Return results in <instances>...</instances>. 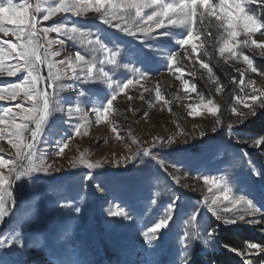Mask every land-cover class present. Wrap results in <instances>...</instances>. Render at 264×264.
Here are the masks:
<instances>
[{
  "label": "rangeland",
  "instance_id": "374dc122",
  "mask_svg": "<svg viewBox=\"0 0 264 264\" xmlns=\"http://www.w3.org/2000/svg\"><path fill=\"white\" fill-rule=\"evenodd\" d=\"M28 2L35 5L37 0ZM211 2L218 4L219 0ZM48 3L55 6L59 0H48ZM46 7L35 14L41 28L60 23L75 25L86 31L90 38L100 40L117 53V64L100 62L107 54L97 51L93 56L91 48L74 37H58L52 32L49 33L50 38L65 40L60 56L53 60H63L68 55L74 57L75 53H79L86 59L96 60L94 71L101 68L120 87L129 80L133 84L124 92L116 88V99L108 117L117 129L113 132L107 121L96 123L92 109H102L107 104L115 85L107 86L103 79L85 82L82 77H71L69 74L62 77L59 83L71 87H60L57 91L48 87L47 65L40 66L39 74L45 79L37 87L49 94L53 92V103L41 139L37 142V153L39 155L42 151L46 163L53 167L50 174H33L16 180L9 187L13 195L5 204L9 214L0 220V240L6 242L12 238L14 230V235L23 241V247L12 245L0 248V264H93L101 263L103 259L105 264H185L190 260L194 264L199 261L200 264H218L212 257L222 246L216 240V231L221 227L234 229L240 226L241 233L236 234L239 248H235L237 252L233 251V255L242 264L245 259H250L252 264H262L264 253H238L248 243L264 246V149L261 145L252 144V139L257 137L240 129L255 116L240 124L231 109L236 106L246 111L242 104L236 105V97L250 93L253 86L264 89V76L260 75L264 71L252 72L243 61V55H246L252 59L253 67L256 60L264 64V56L260 55L264 47L243 44L245 39H249V43L256 40L264 45V35L256 32L248 38L243 29H239L236 50L242 55L234 58L227 52L221 54L219 49L226 38L225 29L215 17L206 16L194 26L196 34L201 36V40L194 42L202 47L197 54H193L190 44L180 47L177 43L187 35L186 26L163 29L162 32H167V35L133 36L105 24L91 9L83 16L58 13L43 21ZM245 7L249 14L264 23V4L248 3ZM129 23L133 21L129 20ZM132 30L135 31V28ZM4 40L17 43L15 37H5L0 33V45ZM54 48L58 46L54 45ZM172 52L176 56L169 61L168 56ZM201 62L207 63L211 70L212 65L226 66L238 76L239 83L229 94L230 99L229 95L224 97L223 87L213 71L209 73L202 68ZM4 63L7 71V66L15 64L16 60L13 57ZM177 68L181 71H176ZM241 73H244L245 84H241ZM26 75V72H20L13 77L6 74L0 76V87L20 83ZM185 81L190 86L194 85L195 90L186 91ZM247 81L253 84H247ZM217 87L222 91L217 92ZM157 91L162 97L159 100L156 98ZM17 103H22L25 108L30 106L20 97L16 101H0V114L6 108L16 111ZM201 104H210L214 111L201 107ZM193 106L198 114L189 115ZM52 107H60L63 111H53ZM69 107H79L82 113H88V122L81 128V132H87V135L76 134L75 125L82 123V113L69 116ZM16 122H21L19 117ZM4 127L0 125V128ZM29 127L34 128L35 125L30 123ZM117 135L121 139H117ZM25 136L30 139V132H25ZM98 137H102L99 142ZM154 137L165 140L171 137L172 143L160 147L159 142H154ZM132 139L138 140L139 144H133ZM64 143L68 147L57 156L59 146ZM154 143L156 146L152 147ZM138 147L151 148L152 155L163 161V166L148 155L143 156L141 162L140 154L128 163H116ZM0 149H3L0 155L4 159L15 158V149L11 148L7 135L0 140ZM81 152L93 162L100 161L102 166L96 169L83 166L72 168L69 162ZM166 165H175L180 173L168 174ZM0 171L7 174L6 168ZM189 172L194 173L196 178L224 177L232 188L230 195H243L258 209L255 217H246V220L260 222L253 224L244 220L226 224L217 220L204 203L205 197L211 194L203 179L197 178L201 185L197 182L199 188L196 194L188 186L185 187L187 179L182 183ZM89 174L90 178L86 179ZM176 178L179 183H176ZM201 189L205 193L198 195ZM173 201V218L158 231L156 239L148 243L143 233L159 222ZM76 208L80 211L76 212ZM93 208L99 210L95 212ZM121 209L127 213L128 219L109 215ZM193 212H197L195 226L186 223ZM228 216L232 218L231 214ZM101 227H107L104 230L106 236L94 238V233L101 231ZM73 230L79 238L77 243L70 238ZM185 232L199 233V238H184Z\"/></svg>",
  "mask_w": 264,
  "mask_h": 264
},
{
  "label": "snow or ice",
  "instance_id": "6c2138e0",
  "mask_svg": "<svg viewBox=\"0 0 264 264\" xmlns=\"http://www.w3.org/2000/svg\"><path fill=\"white\" fill-rule=\"evenodd\" d=\"M248 3L264 4V0H219L218 4H213L211 0H59V3L53 6L48 3V0H37L35 5L28 2V0H0V33L5 37L11 35L15 37L17 43L9 40H4L0 45V76L7 75L9 77L16 76L17 73L26 72L27 75L20 83L9 84L0 87V101H16L17 97L21 101H27L29 107H23L22 103L15 105L16 111L12 108L3 110L0 114V125H5L0 128V140L5 139L7 135L8 142L12 149L14 159H4L0 155V169H7V174L0 171V220L6 217L9 212L6 208V200L12 197V192L8 189L16 181L24 177H29L33 174H50L52 165L46 163L44 153L41 151L37 153V142L41 139L43 126L49 116L50 106L52 105V94L42 91L37 87L38 83L45 78L40 76V66L47 65L49 81L48 87L55 88L57 91L60 87H71V85H61L59 83L62 77L75 76L82 77L83 81L103 79L106 81L107 86L115 85L112 92L111 99H108L107 104L101 108H93L92 111L96 117V123L107 121L112 127V131L116 132L117 129L113 121L109 120V114L112 112L113 101L116 99V88L120 92H124L126 88L133 84L129 80L127 84L120 87L114 80L109 77V74L101 68L94 71L97 67V61L94 59H86L83 55L75 53V56L68 55L63 60H53L52 58L58 57L64 49L65 40L61 38H50L49 33L55 32L58 37H67L69 39L75 38L82 45L91 48L93 56L97 51L107 54L100 62H106L110 65L117 64V53L107 47L104 43L96 38H90L88 33L84 30L78 29L75 25L68 26V24L60 23L51 27L41 28L40 20L37 19L36 13L41 12L42 7L47 5V14L43 16V21H48L50 18L55 17L58 13L65 14L71 13L73 15H85L90 9L99 14V18L107 25L122 31L126 34L137 36L138 34L146 37L149 35L156 36L158 34L167 35V32H162L171 26H186L188 28L187 35L179 39L177 43L180 47L191 45L193 54H197L202 45H198L194 41L201 40V36L197 35L194 31V26L198 22H202L206 16L215 17L220 22V26L225 29L226 38L223 39L222 46L219 51L221 54L225 52L230 53L232 57L239 58L242 53L236 50V38L240 35L239 29H243L246 37L250 38L253 33L260 32L264 35V23H261L254 15L249 14L246 9ZM149 10L146 12L145 10ZM129 20L133 23H129ZM7 25H12L8 27ZM135 28V31L132 29ZM44 41V43H41ZM245 46H255L256 48L264 47V45L257 43L256 40L245 39L243 41ZM54 45L58 48H54ZM6 46V47H5ZM264 56V51L260 52ZM176 56L172 52L168 56L171 61ZM15 58L16 63L7 66L5 71V60ZM243 61L248 65L252 72H257V68L253 67V61L248 56L243 55ZM128 67V65H124ZM201 67L205 68L211 73V68L207 63L201 62ZM176 71H181L177 68ZM141 75H143L141 73ZM260 75L264 76V72ZM241 84H245L244 73L240 74ZM247 84H253L252 81H247ZM186 91H194L195 86L189 85L187 81L184 82ZM217 92L222 89L217 87ZM141 98H143L141 96ZM156 98L159 100V91L156 93ZM131 99V97H129ZM165 103H167L165 101ZM236 105H243L246 111L240 110L238 107L233 106L231 111L238 118V123H243L245 120L253 117L260 109H264V89L252 87V91L243 96H237ZM201 107H208L209 111L214 109L209 105L201 104ZM53 111H63L60 107H52ZM82 110L79 107L68 108V115L73 116L81 114ZM198 114L196 107H192L189 115ZM147 115V114H145ZM87 112L82 113V123L75 125L77 135H87V132H81V128L87 124ZM19 117L21 122L17 123L16 118ZM34 124V128H30L29 124ZM220 121L217 120V124ZM231 128L232 125H229ZM216 129L214 128L213 131ZM25 132H30V139L26 138ZM203 135V133H201ZM117 139H121L117 135ZM154 142H159L160 147H167L172 143V138L168 137L167 140L163 137H154ZM252 144L260 146L264 144V135L252 139ZM133 144H139V141L132 139ZM155 143L152 147H155ZM68 147L66 143L59 146V151L56 155H62L64 150ZM149 147H138L135 152L129 156H124L116 163H128L138 154L141 156H151L152 160L156 161L159 165L163 166V161L159 160L156 156L152 155ZM3 149H0V154ZM26 161V163H24ZM72 168L83 166L87 169H96L101 167V162H93L89 159L84 152H81L78 157L70 161ZM175 167V165H173ZM256 172V169H252ZM89 174L86 179L90 178ZM203 179L204 184L208 185V192L211 194L205 197L204 203L208 210L216 217L217 220H223L224 223H235L237 221H244L246 217H255L258 212L253 206L252 201L243 195H230L232 188L229 187L224 177L210 178L209 176L197 177ZM176 183L179 179L176 178ZM188 185H185L187 187ZM99 187V186H98ZM211 201L210 203L208 201ZM227 202V205H225ZM155 203V201H153ZM68 206V205H63ZM175 202H171L165 209L164 216L158 223L148 232L143 233L148 243L156 239L157 233L160 229L169 224V221L174 216ZM76 212L80 208L75 209ZM231 214L232 218H229ZM109 215L121 216L128 219L127 213L121 209L118 212H110ZM249 223H259L255 219L246 220ZM197 221V212H193L186 223L195 226ZM190 239L199 238V233L185 232L184 238ZM183 238V239H184ZM23 247V241L13 235L12 238L0 240V248H8L9 246ZM237 252V249H231ZM251 253L256 255L264 253V246L256 243H248L246 248L239 252L240 255ZM244 264H252L250 259H245ZM264 264V262H262Z\"/></svg>",
  "mask_w": 264,
  "mask_h": 264
},
{
  "label": "trees",
  "instance_id": "16d2710c",
  "mask_svg": "<svg viewBox=\"0 0 264 264\" xmlns=\"http://www.w3.org/2000/svg\"><path fill=\"white\" fill-rule=\"evenodd\" d=\"M255 67L259 71H264V64H261L259 60L255 61ZM212 71L216 80L222 85L224 97L232 94L235 90V86L239 83L237 75L233 74L232 70H229L223 65H212ZM231 95H229L230 99ZM242 131L249 132L255 137L264 134V109H260L255 117L249 120L243 127L240 128ZM264 149V144L261 145ZM241 226L238 228L221 227L217 230V241L223 248L218 252L212 254L213 259L220 261L222 264H240L238 259L232 253H228L227 250L230 248H239L237 243L238 237L236 234L241 233ZM195 262L192 261V264ZM201 262L199 261L198 264Z\"/></svg>",
  "mask_w": 264,
  "mask_h": 264
},
{
  "label": "bare ground",
  "instance_id": "6f19581e",
  "mask_svg": "<svg viewBox=\"0 0 264 264\" xmlns=\"http://www.w3.org/2000/svg\"><path fill=\"white\" fill-rule=\"evenodd\" d=\"M164 75H162V77H163ZM164 77H167V75L166 76H164ZM102 139V137H98V139H97V141L99 142L100 140ZM126 139V138H125ZM165 168H166V170L169 172V173H173L174 175H176V174H178V172L179 171H177V170H174L173 168H171V167H169V166H165ZM180 173V172H179ZM182 177H183V175L184 174H180ZM185 179H187L186 180V184L188 185V187L192 190V193H194V194H196L195 192H197V190H198V188H199V184H200V182L198 181V179L194 176V175H192V174H187V175H185V177H184V179L182 180V183H183V181L185 180ZM199 184H198V183ZM185 183V182H184ZM201 185V184H200ZM204 190H202L201 189V191H200V194L199 193H197L198 195H203V193H205V191L203 192ZM107 197V196H106ZM104 230H106V227H101V231L100 232H98V234H96V235H100V234H102V233H104L105 231ZM262 255H263V253H262Z\"/></svg>",
  "mask_w": 264,
  "mask_h": 264
},
{
  "label": "built area",
  "instance_id": "2783aa9c",
  "mask_svg": "<svg viewBox=\"0 0 264 264\" xmlns=\"http://www.w3.org/2000/svg\"><path fill=\"white\" fill-rule=\"evenodd\" d=\"M100 232V231H99Z\"/></svg>",
  "mask_w": 264,
  "mask_h": 264
}]
</instances>
